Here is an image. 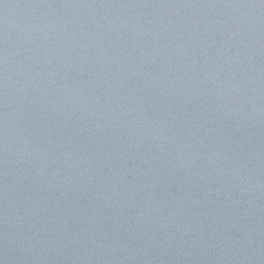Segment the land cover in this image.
I'll return each instance as SVG.
<instances>
[{
    "label": "water",
    "instance_id": "95a60500",
    "mask_svg": "<svg viewBox=\"0 0 264 264\" xmlns=\"http://www.w3.org/2000/svg\"><path fill=\"white\" fill-rule=\"evenodd\" d=\"M0 264H264V0H0Z\"/></svg>",
    "mask_w": 264,
    "mask_h": 264
}]
</instances>
